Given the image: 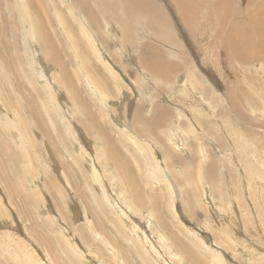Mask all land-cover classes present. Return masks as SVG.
<instances>
[{
	"label": "rangeland",
	"instance_id": "1",
	"mask_svg": "<svg viewBox=\"0 0 264 264\" xmlns=\"http://www.w3.org/2000/svg\"><path fill=\"white\" fill-rule=\"evenodd\" d=\"M262 6L0 0V264H264Z\"/></svg>",
	"mask_w": 264,
	"mask_h": 264
},
{
	"label": "bare ground",
	"instance_id": "2",
	"mask_svg": "<svg viewBox=\"0 0 264 264\" xmlns=\"http://www.w3.org/2000/svg\"><path fill=\"white\" fill-rule=\"evenodd\" d=\"M139 1V0H138ZM222 0H220V2H221ZM226 1H224V3H225ZM195 4V3H194ZM226 4V3H225ZM222 5V4H221ZM224 5V4H223ZM214 6V5H213ZM148 8V7H147ZM151 9H153L152 7H150ZM198 8V7H197ZM155 9V8H154ZM151 12V11H150ZM155 12V11H154ZM149 13V12H148ZM150 14V13H149ZM196 14H194V13H190V16L189 17H187L188 18V22H189V24H191V22H192V20L194 19H192V17L193 16H195ZM150 17V16H149ZM156 22V21H155ZM154 24H157V23H154ZM165 24V23H164ZM155 26V25H154ZM245 27H247V28H249L250 30L249 31H247V32H244V30H243V34H242V37H241V39H240V41L236 44V49H234V51H236V50H239V44L241 45V47H242V51H244V53L243 52H240V53H238V52H236L235 53V56L237 57V58H239V59H241V60H244V61H248L249 60V57H250V54H251V51L250 50H252L253 49V40L254 39H256V41H258V42H261V44H263L264 45V6H262V7H258V9H257V11H256V14H255V16L249 21V22H247L246 23V25L243 27V28H245ZM158 31V30H157ZM160 31H162V29L160 30ZM246 31V30H245ZM164 32V31H163ZM252 32V33H251ZM253 32H255V35L253 34ZM159 33V32H158ZM157 33V34H158ZM163 35V34H162ZM254 35V36H253ZM159 36V35H158ZM254 50V49H253ZM59 51L57 50V52L56 53H58ZM241 55V57H239ZM61 64V63H60ZM59 64V65H60ZM31 65V64H30ZM61 66V65H60ZM42 76H43V74H42ZM74 84V83H73ZM72 84V85H73ZM71 85V86H72ZM53 88V87H52ZM73 88V87H72ZM105 88H107V87H105ZM108 90V89H107ZM100 91V90H99ZM85 109V108H84ZM85 111L89 114V115H91V116H93V117H95L94 116V114L90 111V110H87V109H85ZM112 113V112H111ZM118 117V116H117ZM119 118V117H118ZM93 120H96V121H98V125H99V127H100V129H99V133L100 134H103V130H102V126H103V128H104V130H105V135L107 136V134H108V132H109V130H108V128H106L105 126H104V122H100L96 117L93 119ZM9 123V122H8ZM101 124H102V126H101ZM104 137V136H103ZM78 138V137H77ZM77 138H76V140H77ZM105 138V137H104ZM77 142H79V138H78V140H77ZM82 146H84V147H86L85 146V144H81ZM89 145V144H88ZM110 145V148H116V146H115V144H114V142H112L111 144H109ZM92 156V155H91ZM53 162V161H52ZM97 166V165H96ZM143 231V230H142ZM145 235H147V234H145ZM148 236V235H147ZM141 237V236H140ZM149 241V240H148ZM152 243H154L153 241H152ZM152 245V244H151ZM155 246V245H154ZM154 246H152V247H154ZM154 249V248H153Z\"/></svg>",
	"mask_w": 264,
	"mask_h": 264
}]
</instances>
